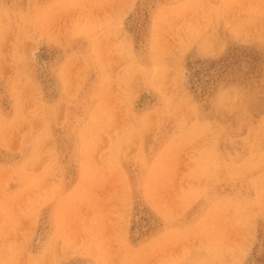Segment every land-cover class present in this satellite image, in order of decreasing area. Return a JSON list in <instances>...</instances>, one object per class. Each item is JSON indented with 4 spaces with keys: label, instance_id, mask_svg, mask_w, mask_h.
<instances>
[{
    "label": "rangeland",
    "instance_id": "374dc122",
    "mask_svg": "<svg viewBox=\"0 0 264 264\" xmlns=\"http://www.w3.org/2000/svg\"><path fill=\"white\" fill-rule=\"evenodd\" d=\"M0 264H264V0H0Z\"/></svg>",
    "mask_w": 264,
    "mask_h": 264
},
{
    "label": "bare ground",
    "instance_id": "6f19581e",
    "mask_svg": "<svg viewBox=\"0 0 264 264\" xmlns=\"http://www.w3.org/2000/svg\"><path fill=\"white\" fill-rule=\"evenodd\" d=\"M68 204H69V202H67ZM67 203H65V200H63L62 198H59V200L57 201H55V203H54V207L56 208V209H63L65 206H68V205H66ZM65 208H67V207H65ZM65 210V209H64ZM58 211V210H57ZM64 212V211H63ZM63 212H61L62 214H63ZM61 215V214H60Z\"/></svg>",
    "mask_w": 264,
    "mask_h": 264
}]
</instances>
